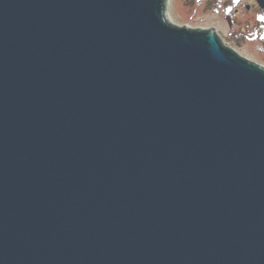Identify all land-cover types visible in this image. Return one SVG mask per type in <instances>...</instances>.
Returning a JSON list of instances; mask_svg holds the SVG:
<instances>
[{
    "label": "water",
    "instance_id": "95a60500",
    "mask_svg": "<svg viewBox=\"0 0 264 264\" xmlns=\"http://www.w3.org/2000/svg\"><path fill=\"white\" fill-rule=\"evenodd\" d=\"M167 4L0 0V264H264V67Z\"/></svg>",
    "mask_w": 264,
    "mask_h": 264
},
{
    "label": "rangeland",
    "instance_id": "374dc122",
    "mask_svg": "<svg viewBox=\"0 0 264 264\" xmlns=\"http://www.w3.org/2000/svg\"><path fill=\"white\" fill-rule=\"evenodd\" d=\"M232 1L169 0L166 18L180 27L214 30L224 45L243 58L264 67V23L259 24L260 34L258 37L254 36V39H258L256 42L252 41L249 34L256 23V13L261 12L260 17L264 22V12L257 5L251 10L247 8L249 5H254V0H239L234 6L231 5ZM249 18L251 20L248 25ZM231 19L235 21L234 24L230 22Z\"/></svg>",
    "mask_w": 264,
    "mask_h": 264
},
{
    "label": "trees",
    "instance_id": "16d2710c",
    "mask_svg": "<svg viewBox=\"0 0 264 264\" xmlns=\"http://www.w3.org/2000/svg\"><path fill=\"white\" fill-rule=\"evenodd\" d=\"M237 3H238V2H237ZM237 3H236V0H233L232 3H231V5L234 6V5L237 4ZM229 7H230V5H229ZM246 12L249 13L248 11H246ZM262 12H263V11H262ZM250 13H251V11H250ZM250 13H249V14H250ZM260 13H261V12H259V14L256 13V16H255V22H256V23H255V25H253V29H252L251 32L249 33V34H251V35H250V38L252 39V41H255V42H256L258 39H254V36L257 35V37H258V36H259L258 34H260V32H258V31H259V29H258V28H259V24H260V23H264V22L262 21V18L260 17ZM231 20H232V19H231ZM250 20H251V19L249 18L248 21H247V22H248V25L250 24V23H249ZM229 21H230V20H229ZM232 21H233V20H232ZM232 21H230V22L234 24L235 21H233V22H232ZM232 28H233V26H232ZM256 29H258V30H256ZM255 31H256V32H255ZM260 44H261V43H260Z\"/></svg>",
    "mask_w": 264,
    "mask_h": 264
},
{
    "label": "flooded vegetation",
    "instance_id": "af4514ba",
    "mask_svg": "<svg viewBox=\"0 0 264 264\" xmlns=\"http://www.w3.org/2000/svg\"><path fill=\"white\" fill-rule=\"evenodd\" d=\"M254 5H249L250 6V8H249V10H251L252 8H253V6H255V5H257L258 6V4L256 3V0H254ZM259 7V6H258ZM261 11H263L264 12V10H261Z\"/></svg>",
    "mask_w": 264,
    "mask_h": 264
},
{
    "label": "snow or ice",
    "instance_id": "6c2138e0",
    "mask_svg": "<svg viewBox=\"0 0 264 264\" xmlns=\"http://www.w3.org/2000/svg\"><path fill=\"white\" fill-rule=\"evenodd\" d=\"M236 2H239V0H236Z\"/></svg>",
    "mask_w": 264,
    "mask_h": 264
},
{
    "label": "bare ground",
    "instance_id": "6f19581e",
    "mask_svg": "<svg viewBox=\"0 0 264 264\" xmlns=\"http://www.w3.org/2000/svg\"><path fill=\"white\" fill-rule=\"evenodd\" d=\"M168 4H169V0H168Z\"/></svg>",
    "mask_w": 264,
    "mask_h": 264
}]
</instances>
